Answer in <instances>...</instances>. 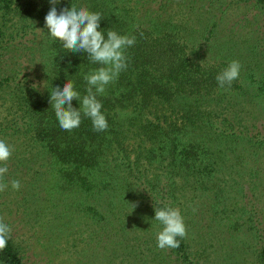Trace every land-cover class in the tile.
<instances>
[{
    "label": "rangeland",
    "instance_id": "obj_1",
    "mask_svg": "<svg viewBox=\"0 0 264 264\" xmlns=\"http://www.w3.org/2000/svg\"><path fill=\"white\" fill-rule=\"evenodd\" d=\"M162 1L153 4L152 15L157 11L186 25L193 57L213 64L219 73L232 60L242 65L230 88H219L210 100L193 104L195 122L182 132L186 141H203L212 155L201 177L186 175L168 158L163 163L141 158L139 173L156 182L162 194L170 191L184 217L189 262L175 248L157 247L162 226L141 195L116 199L108 181L98 194L66 184L32 135L17 132L24 122L14 89L0 87V139L14 149L5 176L9 186L0 193V216L27 264H262L264 6L257 0H171L169 6ZM6 22L0 76L18 71L22 79L43 88L49 51L44 28L29 19L23 23L30 28L17 32V18L8 16ZM125 145L134 159L135 142L127 139ZM145 145L143 150L149 142ZM116 169L110 167L121 181ZM14 179L21 182L19 191L11 188ZM134 182L140 186L143 181Z\"/></svg>",
    "mask_w": 264,
    "mask_h": 264
},
{
    "label": "trees",
    "instance_id": "obj_2",
    "mask_svg": "<svg viewBox=\"0 0 264 264\" xmlns=\"http://www.w3.org/2000/svg\"><path fill=\"white\" fill-rule=\"evenodd\" d=\"M161 1L60 0L56 4L58 13L64 8L71 9L72 4L101 13L100 30L105 38L108 30L136 37L134 45L126 51L127 69L107 87L105 95L98 96L108 129L94 131L91 120L82 114L80 126L69 132L59 126L50 103V92L57 86L63 88L67 80H71L82 99L88 86L84 76L100 65L91 63L87 53L68 51L60 40L51 38L45 26V17L53 6L50 0H0L3 18L0 47L6 39L7 17L11 16L18 20L17 32L30 28L23 21L32 19L33 23L38 22V27L45 30L49 50L43 63V88L27 78L22 79L18 71L10 76H0V87L12 86L14 89L12 97L24 122L17 132L32 135L66 184L87 194H98L102 191V183L108 181L116 192V199L141 195L143 203L152 209L154 215L155 208L166 204L174 207V203L170 191L162 194L163 189L157 190L156 182L139 173L142 156L145 155L151 163L171 159V164L185 169L186 175L201 177L204 165L212 155L203 141H186L182 132L195 122L193 104L210 100L219 94L220 88L216 80L220 74L217 67L190 53L185 37L189 30L186 25L165 18L157 11H154L155 17L152 15L153 4ZM257 2L264 6V0ZM162 3L165 6L172 4L171 0ZM11 39L15 37L12 35ZM262 89L264 92V86ZM72 106L79 109L80 101L73 99ZM148 115L154 119H149ZM176 120H180V125ZM127 139L133 140L137 146L134 159L126 151ZM142 139L147 141L141 142ZM147 142L149 147L143 150ZM116 156L121 159L120 163ZM114 161L118 163L113 165ZM112 166L119 171L121 181L113 175ZM134 179L143 182L136 186ZM175 250L186 263L189 262L186 239H181ZM260 260L264 264V248ZM0 263L27 264L22 249L12 237L7 247L0 251Z\"/></svg>",
    "mask_w": 264,
    "mask_h": 264
},
{
    "label": "clouds",
    "instance_id": "obj_3",
    "mask_svg": "<svg viewBox=\"0 0 264 264\" xmlns=\"http://www.w3.org/2000/svg\"><path fill=\"white\" fill-rule=\"evenodd\" d=\"M50 2L53 6L45 17V26L51 38L60 40L63 47L68 51L87 53L91 63L100 65L84 76L88 86L87 94L82 99L71 80H67L63 88L57 86L50 92V103L55 111L59 126L61 129L70 132L80 126L83 114L84 117L91 120L94 131H106L108 121L102 111L103 104L98 96L105 95L107 87L114 84L120 73L127 69L128 56L126 51L134 45L136 37L121 35L116 31L108 30L107 38H105L104 32L100 30L101 13L92 12L86 6L77 7L75 4H72L71 9L64 8L58 13L56 4L60 0H50ZM241 68L242 65L238 60H232L216 76L220 88L226 86L230 88L233 81L239 78ZM73 99L80 101L79 109L72 106ZM65 104L67 107H64ZM13 151L12 146L0 139V165H2L0 166V193L9 186L5 182V176L9 171L7 165ZM10 184L14 191L21 189L19 180H11ZM192 210L195 212L196 208L193 207ZM155 220L162 226L157 233V247L159 249L177 248L180 246L181 239L187 238V228L179 208L169 204L155 208ZM11 237L12 229L0 216V251L7 247Z\"/></svg>",
    "mask_w": 264,
    "mask_h": 264
}]
</instances>
